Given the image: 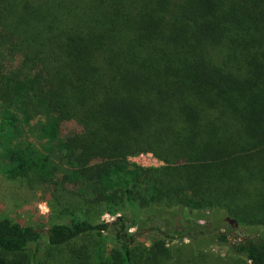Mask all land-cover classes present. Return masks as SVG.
Segmentation results:
<instances>
[{
    "label": "trees",
    "instance_id": "16d2710c",
    "mask_svg": "<svg viewBox=\"0 0 264 264\" xmlns=\"http://www.w3.org/2000/svg\"><path fill=\"white\" fill-rule=\"evenodd\" d=\"M0 159L84 186L48 228L55 246L97 233L80 264H205L214 244L264 264V0H0ZM41 236L0 214V264Z\"/></svg>",
    "mask_w": 264,
    "mask_h": 264
},
{
    "label": "rangeland",
    "instance_id": "374dc122",
    "mask_svg": "<svg viewBox=\"0 0 264 264\" xmlns=\"http://www.w3.org/2000/svg\"><path fill=\"white\" fill-rule=\"evenodd\" d=\"M36 120L38 119H31L28 122L27 118L23 119V134L44 150L48 141L37 138L33 133ZM78 130H80V126L76 122L72 120L65 121L62 126V136L67 137ZM131 160L135 164L144 167H160L164 165V162L151 152L138 154L131 157ZM5 164V160L0 159V214L7 215L21 223L32 225L42 231L39 241L31 243L24 251L18 254H10L9 257H23L26 264H80V257L93 256L97 242L100 239L97 233L61 246L51 244L48 237V228L52 220L69 216L67 208L70 207L72 200L73 205H81L78 200L79 197L75 193L78 190L80 191V189L84 191V186L69 184L65 188H60L59 186L58 189V186L35 182L32 175H21L18 178H11L3 173ZM89 210L92 213V218L98 223L103 222L109 216L107 212L103 211L101 206H92ZM204 220L202 222L205 223L206 220ZM154 224L168 227L166 222L156 221ZM133 230L136 229L133 227ZM110 232L111 229L108 228H104L101 231L105 235L104 248L107 252L116 245ZM138 236L139 241L141 240L140 242L149 243L140 237V234ZM238 238L240 237L237 235L231 236L229 244H234L238 241ZM228 249V245L214 244L210 258L205 264H230V257L227 256Z\"/></svg>",
    "mask_w": 264,
    "mask_h": 264
},
{
    "label": "built area",
    "instance_id": "2783aa9c",
    "mask_svg": "<svg viewBox=\"0 0 264 264\" xmlns=\"http://www.w3.org/2000/svg\"><path fill=\"white\" fill-rule=\"evenodd\" d=\"M201 222L203 221V219L202 220H200ZM205 221V220H204ZM202 223H204V222H202ZM243 239L242 238H238V241H242Z\"/></svg>",
    "mask_w": 264,
    "mask_h": 264
}]
</instances>
